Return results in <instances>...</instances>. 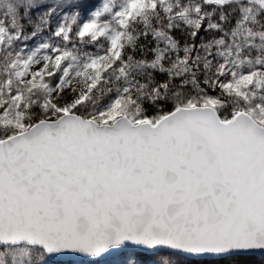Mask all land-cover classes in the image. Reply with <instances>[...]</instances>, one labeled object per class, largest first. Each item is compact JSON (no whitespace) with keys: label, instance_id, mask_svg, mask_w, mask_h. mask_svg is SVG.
<instances>
[{"label":"snow or ice","instance_id":"snow-or-ice-1","mask_svg":"<svg viewBox=\"0 0 264 264\" xmlns=\"http://www.w3.org/2000/svg\"><path fill=\"white\" fill-rule=\"evenodd\" d=\"M0 264H264V0H0Z\"/></svg>","mask_w":264,"mask_h":264}]
</instances>
